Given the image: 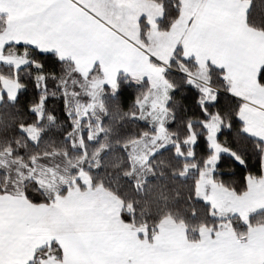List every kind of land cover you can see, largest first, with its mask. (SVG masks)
Wrapping results in <instances>:
<instances>
[{
	"label": "snow or ice",
	"instance_id": "1",
	"mask_svg": "<svg viewBox=\"0 0 264 264\" xmlns=\"http://www.w3.org/2000/svg\"><path fill=\"white\" fill-rule=\"evenodd\" d=\"M0 264H264V0H0Z\"/></svg>",
	"mask_w": 264,
	"mask_h": 264
},
{
	"label": "rangeland",
	"instance_id": "2",
	"mask_svg": "<svg viewBox=\"0 0 264 264\" xmlns=\"http://www.w3.org/2000/svg\"><path fill=\"white\" fill-rule=\"evenodd\" d=\"M248 256L253 259L262 258V250L259 248L249 250Z\"/></svg>",
	"mask_w": 264,
	"mask_h": 264
}]
</instances>
